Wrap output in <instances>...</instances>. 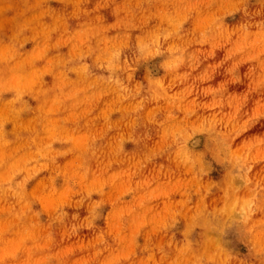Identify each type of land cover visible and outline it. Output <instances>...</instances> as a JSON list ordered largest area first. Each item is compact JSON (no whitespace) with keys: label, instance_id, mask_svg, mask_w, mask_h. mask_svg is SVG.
Listing matches in <instances>:
<instances>
[{"label":"clouds","instance_id":"1","mask_svg":"<svg viewBox=\"0 0 264 264\" xmlns=\"http://www.w3.org/2000/svg\"><path fill=\"white\" fill-rule=\"evenodd\" d=\"M58 2L59 14L49 0H0L12 31L6 45L0 39V85L41 58L21 51L29 40L47 45L62 27L72 45L52 65L55 85L34 96L35 109L23 93L5 101L10 89L0 90V264H264V137L240 140L264 117V0ZM105 8L112 23L100 15ZM46 15L54 26L42 23ZM70 18L84 22L69 31ZM217 50L224 58L198 72ZM222 67L224 79L204 87ZM238 85L245 91L229 92ZM256 96L241 124L236 114ZM201 136L207 143L196 151ZM54 140L67 143L53 150ZM66 206L88 214L69 217ZM85 229L90 238L81 237ZM230 234L247 240L254 258L227 252Z\"/></svg>","mask_w":264,"mask_h":264},{"label":"rangeland","instance_id":"2","mask_svg":"<svg viewBox=\"0 0 264 264\" xmlns=\"http://www.w3.org/2000/svg\"><path fill=\"white\" fill-rule=\"evenodd\" d=\"M95 6V0H92V3L87 5L88 8H93ZM46 7L51 8L53 10H56V13L59 14L64 9V5L59 3L58 0H49V3L46 5ZM71 5L68 6V11H71ZM100 15H102L107 23H112L114 20V17L112 16L111 9L105 8L101 9ZM31 16L29 15V19ZM238 19V17H237ZM84 21L83 19H76V18H70L67 21L68 30L69 31H76L79 28V25L82 24ZM227 22L229 24L233 23L231 18L227 19ZM42 23L44 25L48 26H54L55 22L53 20L52 16H44ZM150 23H156V21H151ZM185 29H190L192 27L191 21L186 23L184 25ZM0 33H2V37L0 39L3 40V44L6 45L8 42V38L12 35L11 31V25L8 21V18L0 19ZM29 36L32 35L31 32L28 33ZM66 37L63 34V28L61 27L57 31L51 32L50 34V40L47 41V45L42 43L40 39L38 40H29L28 43L24 45V48L21 50L25 54H31L35 56L41 57L40 59L36 60L34 65L28 68H25L21 73L17 75L15 78H9L8 82L0 85V90L3 88H9L10 90L3 93V99L5 101L12 100L14 96L17 94L23 93L22 95V102L26 103L31 108L35 109L38 105V100L34 98V96H39V94L45 90L52 88L58 78V74L56 70L52 67L53 64H55L56 60L60 56H66L71 52L72 45L69 43H65ZM46 49V50H45ZM224 51L223 50H217L215 57L210 58L209 60L205 61L201 68L198 69V72H202L208 64L213 63H219L220 60L224 58ZM88 63H91V60L88 61ZM151 67H156V62H152ZM247 70V65L241 68V72H244ZM224 69L223 67L217 71V73L214 75V79L209 82L204 83V87L209 86H216L219 84L223 79ZM145 73V68L141 67L140 70L137 72V79H142ZM70 77L74 80L76 78L75 73H70ZM183 85L178 86L175 91H180ZM246 85H238V86H231L229 88V92L239 95L243 91H245ZM196 99H199V97H194ZM209 99H211L209 97ZM260 99L259 96H256L254 100L247 102L237 113V117L240 119V123L243 124L245 120L248 119L247 114H251L255 108H256V101ZM19 103V102H18ZM163 103L162 101L160 102ZM155 104H150L147 106V109H151L154 107ZM228 110V109H226ZM234 111V110H233ZM32 113H24L23 118L25 120L29 119L31 117ZM106 117V113L101 108L100 111L96 113L97 123L95 125L96 130H100L103 127V122ZM111 120L116 121L119 119V113H114L111 117ZM81 127L83 126V121L80 122ZM6 129L11 131L12 124L9 123L6 126ZM142 131V129H141ZM114 133H109V136L105 138L104 143H107V140L113 135ZM258 137H264V117L260 118L258 121H253L248 124L245 131L242 132V135L240 137V140H251L253 138ZM194 139L198 140L199 143L193 144V148L196 151H201L204 149L205 144L207 143L206 137H195ZM239 142V141H238ZM67 143V141L62 140H54L52 142V149L58 150L61 149L63 144ZM191 143V142H190ZM134 145L129 143L125 145V148L127 151L132 152L134 150ZM72 157H66L62 159L60 162L63 164L67 162L68 160H71ZM208 159L211 161L212 157L209 156ZM95 167V165H93ZM213 168L217 173V176L222 174V168L218 164H213ZM149 169H151V165H149ZM47 175V173H42L41 176ZM216 178V177H214ZM63 183V180L61 178H57V185H61ZM36 185V181H32L29 183L28 188L29 190H32ZM93 199H99L98 196L94 195ZM124 199L126 201H131L133 199L132 194H126ZM34 211H41L40 205H34ZM66 212H68L69 217H71L74 213H78L81 218L87 216V207H80L76 208L73 206H66L64 209ZM110 211V205H106L104 209H102V215H107V213ZM42 221L47 220V215L42 214L41 217ZM100 226H104V221H100ZM81 237L84 238H90V233L88 230H83L80 233ZM142 242V241H141ZM222 247L229 253H232L233 255H239L241 258H254L249 256V250L251 248V244L247 240H238L231 234L226 236L224 239V242L222 243Z\"/></svg>","mask_w":264,"mask_h":264}]
</instances>
